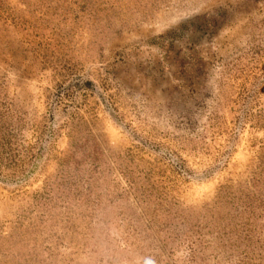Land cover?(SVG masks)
<instances>
[{
	"label": "rangeland",
	"instance_id": "obj_1",
	"mask_svg": "<svg viewBox=\"0 0 264 264\" xmlns=\"http://www.w3.org/2000/svg\"><path fill=\"white\" fill-rule=\"evenodd\" d=\"M0 264H264V0H0Z\"/></svg>",
	"mask_w": 264,
	"mask_h": 264
}]
</instances>
